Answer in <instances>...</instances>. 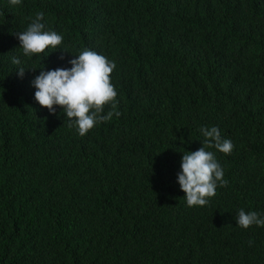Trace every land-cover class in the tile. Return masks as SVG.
<instances>
[{"label": "trees", "instance_id": "obj_1", "mask_svg": "<svg viewBox=\"0 0 264 264\" xmlns=\"http://www.w3.org/2000/svg\"><path fill=\"white\" fill-rule=\"evenodd\" d=\"M39 11L62 49L28 58ZM84 49L115 62L121 115L81 137L33 81ZM212 126L228 185L189 207L182 158ZM240 209L264 214V0H0V264H264Z\"/></svg>", "mask_w": 264, "mask_h": 264}, {"label": "clouds", "instance_id": "obj_2", "mask_svg": "<svg viewBox=\"0 0 264 264\" xmlns=\"http://www.w3.org/2000/svg\"><path fill=\"white\" fill-rule=\"evenodd\" d=\"M11 6H18L22 0H9ZM44 12L39 11L30 18L26 30L16 32L25 57L49 55V49L55 51L63 43L62 35L52 30H45ZM70 63L71 69L58 68L41 71L33 81L35 99L39 105L55 114V106L59 105L67 116L69 126L75 125L81 137L85 136L98 123L111 121L113 116L119 117L117 110L119 101L117 91L110 76L116 68L114 61L89 49H84ZM13 64L19 66L18 74L23 77L25 68L21 59L12 58ZM43 69V68H42ZM111 110L105 113V107ZM204 137L203 147L183 155L178 173V183L186 194L187 206H205L209 198L216 196L217 187H226L228 180L224 178V169L210 149L224 154H231L233 143L225 139L217 126L201 129ZM237 224L242 229L253 225L264 227V214L255 211L246 212L240 209L236 216ZM251 244V241L249 242Z\"/></svg>", "mask_w": 264, "mask_h": 264}]
</instances>
